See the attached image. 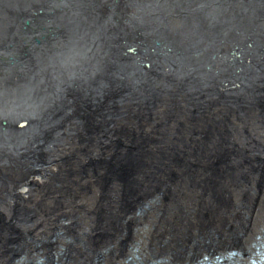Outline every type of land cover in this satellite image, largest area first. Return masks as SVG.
<instances>
[{
  "label": "bare ground",
  "instance_id": "obj_1",
  "mask_svg": "<svg viewBox=\"0 0 264 264\" xmlns=\"http://www.w3.org/2000/svg\"><path fill=\"white\" fill-rule=\"evenodd\" d=\"M183 25L217 32L214 42L221 46L227 34L253 46L245 48L243 81L231 82L229 96L214 91L197 106L198 99L185 97L189 82H175L159 67L170 64L175 71L173 54L190 49L194 40ZM167 35L186 42L166 54ZM254 67L264 70V0H0V264L39 254L37 249L44 253L40 258L56 257L57 264H125L138 237L144 238L139 256L153 250L172 264L192 262L206 246L245 262L246 254L257 256L256 239L264 241L258 237L264 232V161L234 167L211 154L217 144H243L252 135L263 147L247 158L258 163L264 155V139L251 125L264 127V81L257 92L246 86ZM170 88L171 101L177 98L171 107L150 95ZM216 99L241 109L226 113ZM182 110L194 112L187 125ZM208 122L218 125V135ZM138 131L143 146L120 138ZM115 159L160 174L161 185L168 183V170L175 174L182 164L192 170L193 182L181 177L184 187L167 194L174 189L136 184L145 177L132 169L134 181L119 171L106 180ZM231 179L246 180L228 190ZM103 181L127 191L125 201L108 203L109 187H97ZM199 190L206 195L198 197ZM179 191L196 193L197 203L181 198L187 205L178 206ZM157 196L165 203L150 212L156 219L136 230L127 220L132 210ZM130 199L134 207L128 209ZM155 221L165 232L152 228ZM12 227L15 235L7 241ZM59 232L62 237H54ZM33 239H40L37 248L26 244Z\"/></svg>",
  "mask_w": 264,
  "mask_h": 264
},
{
  "label": "water",
  "instance_id": "obj_2",
  "mask_svg": "<svg viewBox=\"0 0 264 264\" xmlns=\"http://www.w3.org/2000/svg\"><path fill=\"white\" fill-rule=\"evenodd\" d=\"M230 24H232V23H230ZM183 28L187 29L189 32H191L188 34L194 40V41H191L188 43L190 45V49H184L183 51H181V53H180V51H178V52L173 54L177 57V59H176L177 60V64H176L177 67H175V71L172 68V65H170V64H161L159 67H164L162 70L169 74V78L171 80H173L175 82H179L182 80L189 82L191 87L189 89L184 88L185 93H186L185 97L186 98L191 97V99H194V100L198 99V102H196V104H195L197 106L203 104V102L201 100L204 96H206V97L210 96V95L214 94L213 93L214 91L216 93H221L223 95L229 96L231 93H230V91L228 92V90H230L232 87V86H230L231 82L234 79L238 80V81H240V80L243 81V77H242L243 73L241 70L243 67L242 56L245 55V53H244L245 48H252L253 46H251V44L247 45V47L241 46L240 44L243 41L240 43L239 42V41H241L240 39H238L237 37H233L230 34H227L225 36L223 35L225 37L224 39L227 40V43H226V45L221 46L218 41L214 42L215 39L213 37H221L220 35H217V32H216V34L212 35V32L210 29H207L205 31H200V30L195 31L192 29V27H189L188 25H183ZM179 32H183V31H179ZM228 33H229V31H228ZM206 36H208V37H206ZM227 36H229V37H227ZM33 42H35V41H33ZM184 42H186V41H184L182 39V37L179 38L178 36H174V35L168 36L167 35L166 39L164 40L165 46H162L163 47L162 50L166 54L170 53V47L180 46ZM199 43L204 44V46L201 48L194 49L193 46H196V44H199ZM243 43H245V42H243ZM207 52L210 53L209 56H208ZM201 53H203V54L206 53L207 54L206 57H201ZM256 55H257V57H259V59L263 58L262 53L256 54ZM236 60L238 61V63L236 62ZM192 64L194 66H191ZM247 65L249 67H253L251 65V63H247ZM183 71H185L187 73L184 74ZM252 73L255 74V77H252V76L250 77L248 75L246 78H247V81L253 87H250L251 85H247V84H246V86L249 87L248 89H252V91L257 92V87L261 84V81H264V76H261L264 73V70H261L260 67L259 68L254 67L252 69ZM208 83H214L215 84V86L211 87V89H213V90H210V88L207 87ZM171 89L172 88L167 89L166 91H164L163 94L161 92L160 93L157 92V93H153L150 95L155 96L156 97L155 99L158 98L159 104H162V105L166 104V105H169L171 107V105L176 103L175 100L177 99V98H175V100L172 99V101H171V99H170V97H172L171 91L174 92V90H171ZM232 89H234V88H232ZM262 92L264 93V90H262ZM262 92L259 91V93H262ZM255 96L257 97L258 95L255 94ZM262 98H264V94L260 95V99H262ZM216 102L218 103V105L220 107H222L226 111V113H235L236 111H239L241 109L240 107L233 105L231 102L226 103L225 100L222 101L223 105L219 103L218 99H216ZM258 105H261V103H259ZM170 109H172V108H170ZM153 113H155V112H153ZM179 114L182 117H184L182 120L187 125L189 123V120L185 121V118H190V116L194 115V112L191 110L190 111H183L182 110V112H180ZM214 125L215 124H210L208 122L205 126H209L210 129H212L213 131L215 130L216 131L215 134L218 135L219 127H218V125L217 126H214ZM251 125H254L256 128V129H254V132L258 133L259 136L264 139V127L257 126L254 123ZM23 127H25V124H21L19 128H23ZM199 127L200 126H198V128ZM220 134L223 136V132L222 133L220 132ZM120 138L126 139L129 142L132 141L137 146L145 145V143H144L145 138L143 137V135L140 131H138V133H131L129 136L127 134L123 133V136H121ZM247 138L248 139L246 141H244L243 144H237V145H219V144H217L218 145L217 152L215 151V152H212L211 154H215V153L218 154L219 155V161L222 159V157H224L225 159L229 160V163L234 167H237V166H240L243 164H247V165L251 166L252 168H254L256 166H262V163L260 164V162L264 161V155H262L260 157V161L258 163H256V162H253V160H251L252 158L248 155V158L250 159L249 160L247 158V154H245V153H248L249 151H255L257 148L263 147V144L259 145V143H256V140L253 139L252 135H250V137H247ZM241 145H243V146H241ZM203 146H204V144H202V147ZM236 147H237V149H236ZM157 150L158 149L156 148V152H157ZM206 151L208 153L210 152L208 150H206ZM241 154H242L243 158H241L242 157ZM161 155H162V152H158L155 155V157H159ZM165 155L169 159V162L174 158V154L172 152H168ZM118 166L123 167V168H128V165L126 163L118 164ZM130 168L132 169L133 172L137 173V175L140 174V175L145 177L142 179V182H138L136 184L144 183L148 186H151V184H153V186L155 188L157 186H159V187H162L164 190H166L164 185H167V186L171 187L172 189H174L171 192L169 191V193H167V194H170V193L173 194L174 192L177 191L175 189L178 188V185L179 186L181 185L180 180H179L181 177L183 179L184 178L186 179V183L188 180L190 181V179L192 177L191 176L192 170L189 169L187 166H184L181 164V165H178V167H177V172H179V174L177 172L174 174L168 170L169 175H171L168 177V180L166 179V181L168 183L164 182L163 185H161L160 184V181H161L160 178L162 176L160 174L158 175L157 173H150V172L141 173L143 171V169L139 165H132ZM112 171L106 173V175L104 176V177H106V180H109V178H107V177L109 176V174ZM172 175H175V176H172ZM137 179H140V178L137 177ZM247 179H252V178H247ZM245 180L246 179H231L229 181V183L232 186H230L228 190H230V188L234 187V185H237L239 182H244ZM101 181L102 180H100V182ZM103 183H104V185H106V181H103L102 183H98L99 185H97V187L100 189V186H101L100 184H103ZM106 186L109 187L108 188L109 190L106 191L104 197L106 196L108 198V199H106V200H108V203L114 201L115 199L124 202L125 199L128 197L127 191L124 192V189H122L121 187H116V186H120V185L112 184V185H106ZM154 187H151V188H154ZM180 187H184V186L181 185ZM180 187H179V190H180ZM185 190H189V189L187 188ZM129 193H131V192H129ZM180 194H181V191H179V194H178L177 199H176V202H177L176 204L178 206L187 205V203H185V204L181 203V200H180L181 198L183 200H184V198H186L187 200H185V201L186 202H192V204L197 203V200L195 199L196 193H192L190 195H189V193H186V195H183V196H181ZM196 195L198 197H202V196H205L206 194H202L201 191L199 190V193H197ZM207 195H210V194L207 193ZM161 200L162 199L160 198V196H157L156 198L150 197L149 199H147V202L145 205L138 206L139 204H137L133 210H135L137 208H140V209L141 208H149L152 205H155L157 208L158 204L165 203ZM173 200H174V198H173ZM128 202H129L128 206L129 205L132 206L133 201L130 199ZM178 206H177V210H179ZM130 208H132V207H130ZM186 215H188V214H186Z\"/></svg>",
  "mask_w": 264,
  "mask_h": 264
},
{
  "label": "rangeland",
  "instance_id": "obj_3",
  "mask_svg": "<svg viewBox=\"0 0 264 264\" xmlns=\"http://www.w3.org/2000/svg\"><path fill=\"white\" fill-rule=\"evenodd\" d=\"M44 12H46V11L44 10ZM71 139H72V138H71ZM71 143H72V141H71ZM130 150H132V149L128 148L127 151H130ZM134 152H136L135 149H134ZM127 155H128V156L130 155V156H129L130 159H128V160H131V161H132V159L135 158V156L132 155L131 153H128ZM133 161H134V160H133ZM118 164H120V163H119V162L117 163V159H115L114 162H112V167H111V169L113 170L112 172H118V171H119V172H122V173L125 174V175H126L131 181H134L133 176H132V173H131V168H130V167H131V164H127V165H128V168H123V167H120V166L117 167ZM114 165H115V166H114ZM65 169H66V168H64V171H67V172L69 171V169H66V170H65ZM70 172H71V171H70ZM122 173H121V174H122ZM46 175H48V174H46ZM117 176H118V175H117V173H116V174H115V177H117ZM192 182H193V177H191L190 181L188 180V183H189V184H191ZM145 194H146V193H145ZM145 194H144V195H145ZM104 195H105V194H104ZM144 195H143V196H144ZM142 198H143V197H142ZM140 199H141V198H140ZM140 199H139V200H140ZM132 206L134 207V203L132 204ZM132 206H128V209H130V207H132ZM133 207H132V208H133ZM149 216H151L150 213H148V216H147V215H146L145 217L143 216V218H144V222H145L146 224H147V221H146V220H147V218H148ZM2 219H3V218H0V220H2ZM7 223H9V222H7L6 220H4V224H7ZM194 223H195V222H188V223H185V224H186V225H189V224H194ZM195 225H196V224H195ZM94 226H95V225H94ZM196 226H199V227H205V226L202 225V224H198V225H196ZM15 231H16V228H13V227H12V230L10 231V232H12V233H10V235L8 236V240H7V241H9V240H11V239L13 238V236L15 235ZM7 232H8V229H7ZM11 234H12L13 236H12ZM3 240H4V239H3ZM45 241L48 242L47 240H45ZM38 242H40V240H38ZM66 244H68V243H66ZM206 247L208 248V247H210V246H206ZM101 248H102V247H101ZM203 248H205V247H203ZM203 248H202V250H204ZM58 250H60V249H58ZM142 250H143V249H142ZM150 253H152V254H154V253L157 254L156 252H150ZM42 255H44V254H42ZM146 256H149V255L147 254Z\"/></svg>",
  "mask_w": 264,
  "mask_h": 264
}]
</instances>
